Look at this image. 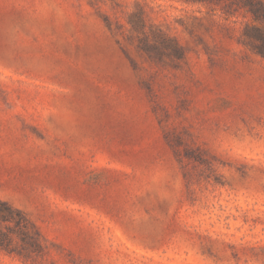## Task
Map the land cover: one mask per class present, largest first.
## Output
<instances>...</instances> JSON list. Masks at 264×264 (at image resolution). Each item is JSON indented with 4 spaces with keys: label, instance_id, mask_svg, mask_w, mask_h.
I'll use <instances>...</instances> for the list:
<instances>
[{
    "label": "rangeland",
    "instance_id": "rangeland-1",
    "mask_svg": "<svg viewBox=\"0 0 264 264\" xmlns=\"http://www.w3.org/2000/svg\"><path fill=\"white\" fill-rule=\"evenodd\" d=\"M255 24L225 3L0 0V264H264Z\"/></svg>",
    "mask_w": 264,
    "mask_h": 264
},
{
    "label": "trees",
    "instance_id": "trees-1",
    "mask_svg": "<svg viewBox=\"0 0 264 264\" xmlns=\"http://www.w3.org/2000/svg\"><path fill=\"white\" fill-rule=\"evenodd\" d=\"M190 2L204 3V4H217L222 5L225 3L226 12L229 15L242 13L245 17L250 16L252 20L257 23L250 26L249 37L255 47L264 53V1L263 0H187ZM0 215L3 221H9L13 217L12 208L0 202ZM3 244V243H0Z\"/></svg>",
    "mask_w": 264,
    "mask_h": 264
}]
</instances>
